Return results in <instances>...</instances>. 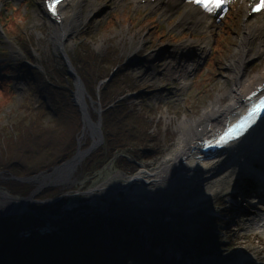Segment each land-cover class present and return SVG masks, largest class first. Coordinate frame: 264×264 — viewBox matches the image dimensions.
Wrapping results in <instances>:
<instances>
[{
	"label": "rangeland",
	"instance_id": "obj_1",
	"mask_svg": "<svg viewBox=\"0 0 264 264\" xmlns=\"http://www.w3.org/2000/svg\"><path fill=\"white\" fill-rule=\"evenodd\" d=\"M92 1L84 0L82 3L81 21L86 20L84 23L81 22L75 30L73 37L69 40L71 44L68 42L63 46L66 56L72 67L76 68V75L83 80L72 59L76 45L80 42L78 38L82 31L88 34L86 41L96 54L100 56H109V53L115 55L117 57L115 67L118 69L120 65L126 69L128 78L133 83L139 84V88L136 87L134 90L128 91L124 97L129 98L127 106L133 107L136 110V115L145 122L136 124L129 120L127 125L137 130L141 128L143 133L147 127L145 133L149 134L144 133L143 144L146 143V145L159 149V154L151 155L150 159L133 155L128 150L118 149L112 155L113 157L114 154L118 155L115 161L111 156L112 158L105 163L91 169H87V165H84L75 173L76 183L69 187L73 189L68 190L74 193L59 203L58 209L66 216L78 214L86 221L87 217L96 220L106 219L105 222L99 221L106 224L124 218L115 212V206L110 202L105 201L99 204L83 197L80 194L83 189L89 187L95 189L99 179L110 169L115 170L117 174L120 172L128 174L126 171H131L136 166H155L156 159L171 147L178 120L195 119L201 110L209 105V102L217 105L226 103L232 75L229 63L236 59L235 48L242 32V4L240 0H230L217 21L218 25L210 31L211 36L208 43L216 45L213 65L210 68H204L206 65V67L209 66L208 64L204 66V62L210 54L208 50V55L202 61H193L196 70L191 73L181 72L179 76L180 72L171 68L175 62V56L174 52L170 50V46L174 42L180 43V40L186 39L189 35L191 37L205 35L201 31L191 30L186 25L176 22L181 9L165 16L162 15L160 8L152 9L149 6L137 5L136 0H95V11L86 17ZM6 3L7 0H5ZM15 3L26 4L39 23L16 34L3 33L0 35V71L3 69L6 71L5 75H8V80L13 88L12 94H4L0 90V189L12 194H15L12 191L15 184H12L13 180L9 179L7 173H13L16 175L14 177H18L17 173L42 169L47 166L44 164L66 155L71 149H62L63 143L60 138L62 135L59 132H69L73 125L71 120L73 116L69 110L64 115H55L52 109H45L44 115L40 119H36L41 100H39L36 90L24 83L19 66L24 63L45 73L47 70L45 63L52 64L55 60L64 62L59 52L53 49L50 39L53 26L40 2L38 0H15ZM4 11L6 9L0 5V15ZM166 46L168 50L164 51L162 47ZM114 50L117 51L116 54H114ZM263 65L264 54L254 57L245 65L244 76H251L261 70ZM103 66L114 68L113 64L104 63ZM100 78L101 86L99 88L97 86L95 89V82L99 78L94 79L93 83H84V80L83 83L81 82L85 93L86 86L87 89H90L91 100L96 104V108H103L102 100L99 102L97 97L102 96L103 99L104 86L109 84L114 76L108 79L107 72ZM179 78L186 81L187 85L181 86ZM70 79L68 84L74 91L75 87ZM43 97L47 101L46 104L49 103L46 93L43 94ZM86 98L89 105L87 94ZM71 101L74 103L72 96ZM42 103H44L43 100ZM90 112L89 110L92 117ZM101 117L104 124V115L102 114ZM21 119H24L21 121L23 127L18 128V121ZM35 119L34 123L30 122ZM24 125L28 126V132H24ZM75 125L76 123L73 125V129ZM30 126L32 128H29ZM104 126H101L103 130H105ZM84 134V139H86L87 132L85 131ZM150 134L153 138H157V143L151 139L148 140ZM84 139L81 140V146ZM135 142L132 140L133 144H139ZM97 148L93 146L90 150L96 151ZM122 159L130 161L134 165L127 168L126 165H121ZM230 176H233L232 179ZM212 180L209 184L203 183L198 186L199 188L189 193L190 195L199 192L204 194L205 192L209 193L208 195H213L211 197L213 208L209 209L210 211L204 215L202 220L195 222L193 228L185 230L174 227L173 230V227L151 226L149 231L142 227L143 233L136 235H126L121 232L120 237L129 241L131 248L128 250L122 248L121 250L124 252L121 251L118 261L124 259V264H148L149 260H151V264H155V262L162 264L164 261L170 264H204L206 260L213 261V259L219 258L218 255L224 252L231 253L240 250L251 260L250 264H264V243H262L264 233L251 235L248 228L256 222L255 214L252 213L254 208L248 205L250 197L255 195L249 185L251 182L257 183L258 181L254 179L252 173L245 174L237 168L229 173L217 174ZM227 191L235 192L238 195L233 201L238 209L232 210L231 214L224 215L223 209L217 201L220 197L227 200V197L224 196ZM128 223L134 226L137 231L140 229L135 222ZM39 229L44 230V233H57L51 223L42 225ZM139 231L141 232V230ZM201 240H205V242L199 244L198 242ZM106 242L109 244V241ZM172 247L177 250V253ZM200 248H205L213 256L202 257L203 252L201 253ZM105 264L116 263L108 259Z\"/></svg>",
	"mask_w": 264,
	"mask_h": 264
},
{
	"label": "bare ground",
	"instance_id": "obj_2",
	"mask_svg": "<svg viewBox=\"0 0 264 264\" xmlns=\"http://www.w3.org/2000/svg\"><path fill=\"white\" fill-rule=\"evenodd\" d=\"M38 1L44 13L49 15L53 26L51 43L53 49L59 52L73 37L80 23L86 20L81 21L80 14L84 0H63L52 13L46 8V0ZM93 1L90 3L86 17L90 13L93 14L96 9L95 0ZM156 1V7L151 8H161V13L164 15L182 8L183 13L178 20L193 29L208 32L218 25L214 16L192 6L190 0ZM241 1L246 9L249 0ZM258 15L253 18L246 17L241 25L242 32L235 48L236 59L229 63L232 75L226 103L217 105L209 102V105L202 109L195 119L178 120L171 147L156 159L155 166H136L129 174L122 172L117 174L115 170L110 169L99 179L95 189L84 188L80 193L83 197L99 204L108 201L115 206V212L124 219L111 221L110 225H118L126 235L143 233L142 227L149 231L151 226L189 230L193 228L195 222L203 219L210 208H213L211 205L213 195L205 192L190 195L189 193L203 183L209 184L217 174L229 173L237 168L245 174L252 173L260 183H264V114L235 138L219 144L211 152L206 150L209 142L218 139L231 122L237 121L250 109L254 101L253 95L264 92V65L261 70L251 76H244L245 65L254 57L264 54V12ZM209 21H213L211 26H208ZM201 43L206 42L186 40L179 47L192 53L196 50L195 47L201 46ZM79 91L81 101L86 104V114L92 120L86 94L80 88ZM231 177L233 176H230V179ZM66 192L74 193L68 190ZM224 196L227 200L220 197L217 203L223 209L224 215H228L232 210L238 209L233 202L238 195L227 191ZM230 199L231 202H229ZM0 206L16 210L21 208L18 202L6 198L2 192H0ZM262 217L264 222V216ZM93 220L106 221V219ZM87 222H91L90 219ZM128 222L138 224L141 232ZM104 229L110 230L103 223L102 230ZM172 249L177 253L174 247ZM218 256L219 258L213 261L206 260L204 264H250L251 262L240 250L224 252ZM0 264L6 263L0 262Z\"/></svg>",
	"mask_w": 264,
	"mask_h": 264
},
{
	"label": "trees",
	"instance_id": "obj_3",
	"mask_svg": "<svg viewBox=\"0 0 264 264\" xmlns=\"http://www.w3.org/2000/svg\"><path fill=\"white\" fill-rule=\"evenodd\" d=\"M79 35L78 40L80 42L76 45V50L75 53L72 54V59L84 83H93L94 79L96 80V78H99L97 82H95V89V87L97 88L98 86L99 88L101 86V84H99V82L102 81L100 77L104 76L107 72L108 79L114 76V78H112L113 80L111 79L109 84L104 86L103 99L102 96L97 97L99 102L102 100L101 104L104 105L103 108H96V104L91 100L90 89H87L86 86L85 94H87L89 99L90 113L95 122L97 118V125L101 129L103 144L90 154L92 156L91 159L90 155L88 156L82 167L87 165V169H91L103 162L105 163L113 157V152L118 149L128 150L132 152L133 155L145 159H150L151 155H158L159 149L157 147H151V145H146V143L143 144L144 133L147 131V127H145L143 133L141 128L137 130L127 125V121L129 120L136 124H144L145 122L140 116L136 115V110L133 107L127 106V99L129 98L124 97L125 93L134 90L136 87L139 88V86L128 78L129 75L126 69L120 65L118 69L115 67L117 63V57H115V55L111 53H109V56H100L96 54L90 49L89 43L86 41L88 34L82 31ZM113 52L114 54L117 53L115 50ZM104 63L113 64L114 68H105L103 66ZM45 66L47 70L45 73H42L31 65L20 64V74L24 83L28 86H32L38 93L37 96L39 100H41L40 109H37L36 119H40L44 115L45 109H52L55 115H64L67 110L71 112L73 116L71 117L73 125L76 123L75 128L73 129L72 125L69 132L61 131L59 133L62 135V137H60L63 143L62 149L70 148L72 151L69 150L66 155L60 156L51 163L44 164L47 166L42 169L17 173V176L20 178H28L51 171L54 165L61 163L71 153L76 151V148H80L81 140L85 138L84 133L86 130L85 128L83 129L84 125L81 119L80 109L71 101V96L73 97L74 91L69 87L68 80L70 78L66 72L65 64L60 60H55L52 64L45 63ZM74 70L76 71V68H74ZM79 79L83 83V80L81 78ZM71 80L72 79H70V81ZM7 83V79H0V90L4 94H12V90L8 87ZM42 93H46L49 103L46 104L47 101ZM42 100L44 103H42ZM102 114L105 118V126L102 121ZM36 119L30 120V122L33 121L34 123ZM23 120L24 119L18 121V128L23 127L21 122ZM77 123L80 125L78 126ZM101 126H104L105 130H103ZM29 128H32V126ZM28 131V126L24 125V132ZM150 139L153 142L157 141V138H153L151 134L150 137H148V140ZM132 140H135V143L139 144H133ZM89 143L90 137L87 135V138L83 141V146L87 147ZM117 156L118 155L114 154L113 161H115ZM121 165H126V167L129 168L134 164L122 159ZM7 174L9 179L12 178L11 176H16L10 172ZM12 180V184H15V186L12 187V191L15 194H25L31 188L29 183L26 184L17 182L14 179ZM57 191L58 190L52 189L44 190L41 194V198L52 196ZM32 209L35 213L25 214L16 218L0 219L1 263L105 264L108 259L116 264L125 263L124 259H121L120 262L118 261L121 251L122 253L124 252V250L121 249H130L131 244L129 241L120 237L121 235L119 234H121L123 230L118 225L106 223L104 225L110 230H102L103 224L94 221L93 218L87 217V221L90 219L91 223L87 222L78 214L66 216L61 213L57 205H35L32 206ZM50 223L54 225L57 233H44V230L39 229L42 225H49ZM106 241H109V244H107ZM204 242L205 240H201V242L199 241L198 243ZM200 251L204 252L205 250L204 248H200ZM148 262V264H151V260ZM162 264L170 263L163 262Z\"/></svg>",
	"mask_w": 264,
	"mask_h": 264
},
{
	"label": "water",
	"instance_id": "obj_4",
	"mask_svg": "<svg viewBox=\"0 0 264 264\" xmlns=\"http://www.w3.org/2000/svg\"><path fill=\"white\" fill-rule=\"evenodd\" d=\"M62 60L66 67V72L72 79L73 86L75 87L73 96L74 103L79 107L82 122L87 135L90 137V143L87 147L83 145L77 148L76 151L71 153L61 163L53 166L51 171L30 176L28 178L14 177L15 180L22 181L30 184V189L25 194H12L0 189V192L5 194L6 198H11L12 201L18 202L19 209H6V207L0 206V219L16 218L25 214L35 213L32 206L43 205V206H56L61 203L64 199L70 196L71 193H67L70 186L75 184V173L78 169H81L84 161L93 152L89 150L94 145V148L102 145V133L100 127L95 121L90 119L86 114V104H83L79 94V88L82 89V84L79 77L76 75L74 68L68 60L65 50H60ZM52 189L59 190L54 195L41 198V194L44 190ZM73 192V191H72Z\"/></svg>",
	"mask_w": 264,
	"mask_h": 264
},
{
	"label": "clouds",
	"instance_id": "obj_5",
	"mask_svg": "<svg viewBox=\"0 0 264 264\" xmlns=\"http://www.w3.org/2000/svg\"><path fill=\"white\" fill-rule=\"evenodd\" d=\"M6 11L0 15V31L16 34L39 23L38 19L28 9L27 5H18L15 0H0Z\"/></svg>",
	"mask_w": 264,
	"mask_h": 264
},
{
	"label": "snow or ice",
	"instance_id": "obj_6",
	"mask_svg": "<svg viewBox=\"0 0 264 264\" xmlns=\"http://www.w3.org/2000/svg\"><path fill=\"white\" fill-rule=\"evenodd\" d=\"M58 3L59 0H56ZM198 3H200L205 11L212 12L217 7H220V3H217L216 0H197ZM51 10L55 12V4H50ZM256 11L264 10V0H260V2L255 6ZM264 109V100H261L259 105H256L253 107V109L250 111L249 115L244 118L243 121H241L239 124L235 125L234 127L230 128L224 136L220 138L219 143H225L228 139L233 138L235 135H237L240 131H242L244 128L247 127L249 123L252 122V118L257 115V113Z\"/></svg>",
	"mask_w": 264,
	"mask_h": 264
}]
</instances>
